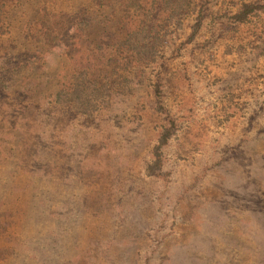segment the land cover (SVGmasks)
I'll list each match as a JSON object with an SVG mask.
<instances>
[{"label": "rangeland", "instance_id": "rangeland-1", "mask_svg": "<svg viewBox=\"0 0 264 264\" xmlns=\"http://www.w3.org/2000/svg\"><path fill=\"white\" fill-rule=\"evenodd\" d=\"M0 264H264V0H0Z\"/></svg>", "mask_w": 264, "mask_h": 264}, {"label": "trees", "instance_id": "trees-1", "mask_svg": "<svg viewBox=\"0 0 264 264\" xmlns=\"http://www.w3.org/2000/svg\"><path fill=\"white\" fill-rule=\"evenodd\" d=\"M242 10L239 11V13H237L235 15V18L238 21H242L243 19H245L247 16H250L252 14V12H254L255 9V5L254 3H243L242 5ZM199 17L197 15V23L199 21ZM193 32L195 31V27L192 28ZM168 130H164L163 132H161L160 137L158 139V142L153 146V164L149 166L150 167H154L158 164L159 159H160V152H159V148L165 143L166 140V136H167Z\"/></svg>", "mask_w": 264, "mask_h": 264}]
</instances>
